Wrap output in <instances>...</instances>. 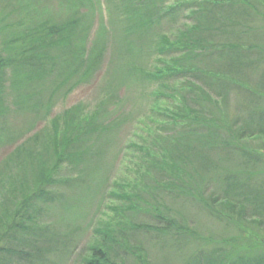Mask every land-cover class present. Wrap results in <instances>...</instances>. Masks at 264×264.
I'll list each match as a JSON object with an SVG mask.
<instances>
[{"label": "trees", "instance_id": "obj_1", "mask_svg": "<svg viewBox=\"0 0 264 264\" xmlns=\"http://www.w3.org/2000/svg\"><path fill=\"white\" fill-rule=\"evenodd\" d=\"M67 1L79 11L89 6L85 0ZM173 1L116 0L113 9L107 10L109 17H116L110 25L119 26L117 37L131 36L128 41L144 38L150 52L174 57L177 67H170L161 81L185 82L178 83L175 91L167 96L170 100L177 98L178 105L175 104L172 112L161 113L165 117L162 127L173 129L168 132L171 135L161 139L164 147L160 152L155 156L146 153L145 184L131 193H120L119 198L126 203L119 209L114 208L117 218L96 231L95 243L86 251L89 258L82 259L83 263L152 264L144 245L135 240L138 233H150L155 235V240L170 238L177 249L194 241L198 245L197 253L186 264H264V51L252 45L248 47L243 41L223 44L221 49L211 43L212 33H223V28H229L230 24L239 27L230 17L251 15L255 19L250 10L257 12V6L250 0H181L172 4ZM187 11H190L188 19L197 20L193 26L179 25ZM176 27H180L178 33L171 39L167 35ZM88 28V19L77 15L58 24L45 21L25 33V38L15 35L8 44L11 46L8 55L0 51V70L6 65L19 76L24 69L49 74L61 66L70 68L77 64L74 70L81 72L78 75L73 72L74 79H78L76 84L88 80L102 65L106 50V46L100 45L89 53L86 49ZM105 29L114 28L102 25V30ZM232 30L227 31L232 35ZM248 70L262 74L260 83L251 85L250 77L245 76ZM133 74L127 78L125 75L122 81L131 79ZM145 75L152 82L159 80L158 72ZM13 92L18 101L25 95L22 109L33 99L34 104L41 102L38 92L35 94L26 87ZM234 94L244 100V113L240 109L238 113H231L229 107ZM52 107L53 101L45 104L40 116L35 118L37 125L48 121ZM7 109L8 96L3 90L0 121H6ZM79 110L80 106L74 107L62 118L56 117L54 130L48 132L46 140L36 147L19 150L24 156L20 157L21 164L14 165L8 173L10 187L0 189L5 197V203L0 202V264H43L48 251L64 256L68 250L67 245L57 247L59 238L44 223L39 224V216L44 213L41 207L59 202L55 197L53 201L51 187L84 186L98 173L94 160L101 150L94 148L95 143L91 146V140L97 135L111 138L118 124L102 122L100 110L88 114V118L84 115L73 118ZM17 111L20 112L18 108ZM62 120L65 127L60 131ZM69 166L77 173L75 180L60 175ZM16 170L22 174L17 175ZM129 186L124 184L122 191ZM159 189L191 200L211 219L232 229L235 236L219 244L200 245L190 218H177L166 210H159L161 204L155 201ZM22 197L25 199L20 201ZM59 204L63 209L65 202ZM144 208L155 215L151 216L155 225L138 223L131 218L132 210L142 212Z\"/></svg>", "mask_w": 264, "mask_h": 264}, {"label": "rangeland", "instance_id": "obj_2", "mask_svg": "<svg viewBox=\"0 0 264 264\" xmlns=\"http://www.w3.org/2000/svg\"><path fill=\"white\" fill-rule=\"evenodd\" d=\"M115 1L85 0V3L89 2V6H83L84 9L79 11L67 0H0V51L5 55H8L7 50L11 47L8 44L13 36L21 35L25 38V33H30L45 21L58 24L71 20L77 15L88 19L90 29H86L89 39L86 49L89 53L97 46H106L102 65L97 68L94 75L90 76V79H83L79 84H76L78 79H74L81 72L76 73L77 64L70 68L61 66L49 74H35L25 72L24 69L19 76L6 65L3 66L2 71L0 70V78H4L0 84V95L4 90L8 96L6 121H0V127L7 126L6 129L0 130V189L6 185L7 188L10 187L7 184L8 173L24 156L20 155L19 150L23 148L25 151L27 146L36 147L42 140H46L48 132L54 130L53 121L56 117L62 118L65 112L80 106V110L75 111L73 118L77 115L88 118V114L100 110L102 122L118 123L117 130L112 133L111 138L106 139V135H97L91 140V146L95 143L94 148L101 150L98 159L94 160L99 170L86 185L84 183H81L84 186L79 187L61 185L49 189L53 201L55 197L59 202H65V205L63 209L60 208L59 202L55 205L49 202L42 206L44 213L39 216V224L44 223L49 232L52 230L59 238L60 244L57 247L67 245L68 250L65 251L64 256L56 251H48L43 264H84L83 260L89 258V254L86 255L87 248L95 243L96 231L104 229L107 222L117 218L118 214L114 208L119 209L126 203L124 199L119 198L120 193L123 195L131 193L135 188L141 187L142 183L145 184L143 174L145 176L146 172L144 173L143 170L146 165V153L155 156L160 152L164 147L161 139L171 135L168 132L173 129L172 126L162 127L165 117L161 113L166 110L167 114V110L176 107L175 104L178 105L177 98L170 100L167 96L175 91L178 83L185 80L176 81L169 77V80L161 81L160 78L168 75L170 67L173 69L177 67L173 56H161L155 51L150 52V48H146L144 38L136 37L133 41H128V37L131 36L117 37L119 26L110 25L111 20L116 17H109L107 11L109 8L113 9L112 4L115 5ZM180 1L174 0L171 3L176 4ZM250 1L257 6V12L250 10L255 19L251 15L230 17L239 27H234L229 22L232 27L228 25L229 28H223V33H212L213 46L221 49L223 44H240L243 41L248 47L252 45L264 51V0H258L259 3L257 0ZM214 11L217 13L219 8ZM221 11L226 17L228 16L223 10ZM229 13L232 14L233 11L230 10ZM189 14L190 11L183 14V20L179 25L193 26L197 23L194 17L188 19ZM102 25L114 29L102 30ZM179 28H173L171 34L167 36L173 39ZM228 29H233L232 35L228 33ZM10 50H12L10 53H13V48ZM217 65L220 66L219 63ZM147 71L155 74L158 72L159 80L152 82L149 78H144ZM247 72L245 76L250 77L252 86L260 83L261 73L251 70ZM131 74H133L131 79H125ZM12 78L14 83L11 85ZM25 87L33 90L35 94L38 92L41 102L34 104L33 99L29 101L26 109H22L25 105V95L20 96L21 99L18 101L13 90L20 91ZM51 101H53V109L48 121L37 125L38 120L35 118L40 116L45 104ZM243 103L244 100L234 94L229 107L231 113H238L237 109L244 113L246 110ZM63 121L60 131L65 127ZM16 173L19 176L22 174L17 170ZM60 175L69 176L73 180L77 177L76 171L71 169V166L65 167ZM124 184L130 186L124 187L122 191ZM155 197V201L161 204L160 211L163 209L174 217L191 219L190 225L193 226L197 234L196 240L200 245L207 242L211 245L219 244L224 239L235 236L232 229L211 219L191 200L181 198L175 193L165 192L164 189H159ZM4 198L0 193V202L5 203ZM21 199L25 198H20V201ZM162 205L166 206L162 207ZM145 209L142 212L132 210L131 218L138 223L155 225V220L151 217L155 215L150 211L146 212ZM153 236L155 235L150 233L135 235V240L146 248L152 264H186L197 253L198 245L194 241L177 249L176 246H172L174 242L170 238L162 237L155 240ZM11 260L16 261L14 258Z\"/></svg>", "mask_w": 264, "mask_h": 264}]
</instances>
